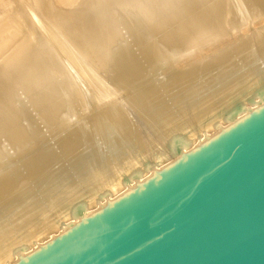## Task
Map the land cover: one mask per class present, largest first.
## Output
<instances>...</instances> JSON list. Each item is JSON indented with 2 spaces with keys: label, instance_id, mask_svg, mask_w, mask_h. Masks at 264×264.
Segmentation results:
<instances>
[{
  "label": "bare ground",
  "instance_id": "1",
  "mask_svg": "<svg viewBox=\"0 0 264 264\" xmlns=\"http://www.w3.org/2000/svg\"><path fill=\"white\" fill-rule=\"evenodd\" d=\"M264 108V0H0V264Z\"/></svg>",
  "mask_w": 264,
  "mask_h": 264
},
{
  "label": "water",
  "instance_id": "2",
  "mask_svg": "<svg viewBox=\"0 0 264 264\" xmlns=\"http://www.w3.org/2000/svg\"><path fill=\"white\" fill-rule=\"evenodd\" d=\"M16 264H264V108Z\"/></svg>",
  "mask_w": 264,
  "mask_h": 264
}]
</instances>
